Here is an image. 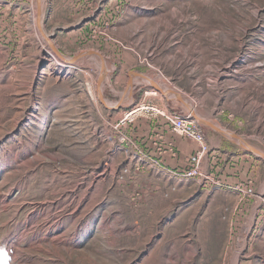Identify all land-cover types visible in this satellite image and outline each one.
I'll list each match as a JSON object with an SVG mask.
<instances>
[{
	"label": "rangeland",
	"instance_id": "rangeland-1",
	"mask_svg": "<svg viewBox=\"0 0 264 264\" xmlns=\"http://www.w3.org/2000/svg\"><path fill=\"white\" fill-rule=\"evenodd\" d=\"M207 1L45 0L59 52H86L65 75L35 1L0 0V264L12 247L28 264H233L249 223L239 264H264V0ZM137 74L163 92L137 79L128 95ZM142 103L168 114L123 125ZM181 116L202 175H176L203 145Z\"/></svg>",
	"mask_w": 264,
	"mask_h": 264
},
{
	"label": "bare ground",
	"instance_id": "bare-ground-1",
	"mask_svg": "<svg viewBox=\"0 0 264 264\" xmlns=\"http://www.w3.org/2000/svg\"><path fill=\"white\" fill-rule=\"evenodd\" d=\"M34 1L35 2H34V5H32L33 6L32 10L34 12V15L36 16V19L34 18L35 19V27H36L35 29L37 30L40 38H42L43 41L46 43L45 46L47 47V53L51 57L50 58L51 65H53V64L59 65L60 66V72L65 73V75H68L70 73V71H72L75 68H79L80 67V59L82 58L83 54H86V52L79 53V54H77V55H75L73 57H67V56L61 54V52H59V50H58V48H57V46H56V44L54 42V39L51 37L50 34H47L45 32V31H47V30H45L46 29L45 28V16H46L45 13H46V10L44 9V7L46 6L45 0H34ZM207 3L210 4V5H214L213 0H209V1H207ZM178 12H179L178 9H175V10L172 11V13H173L172 15H177ZM240 26H241V24H240ZM243 29H246V27H244ZM236 30L240 31V29H238V28ZM230 35H235L233 29H231L229 31V36ZM95 54L98 56L97 53H95ZM106 66H107L106 62L103 60V57L101 56V65H100L101 72L100 73L101 74L104 73V74L102 76H100V78L97 80V82L94 83V91L99 95V97L103 101H104V99H103V97L101 95V92H102V89H103L102 88V82H103L104 78L106 77V75H105ZM235 68H236V66L234 67V65L231 64V63L229 64V66H224V68L221 70V72L219 74L221 79L222 78L226 79V77H227L226 75L228 73H231L232 71L235 72L234 71ZM135 76L136 77H131V79L129 80V83H128V86H127V89H126L128 95H129V93H131L133 91L134 85H135V81H137V79L138 80H143L148 86H153L156 89L162 90V92H163V88H161L160 84L157 81H155V79H153L151 76H145V75L143 76V75H140V74H137ZM152 90L150 89V91L146 92L147 96L150 97V98H151V96L156 95V93L154 92L155 90L154 91H152ZM169 95L174 97V98H176L175 93H173V92L165 94V96H169ZM125 97H126V95H125ZM178 97L181 98V99L183 98L180 95H178ZM183 100H184L185 106L187 107L189 112L193 113L194 116H197L196 115V106L193 105V103H191V102H187L184 98H183ZM126 103H127V101H125L124 99L121 100L122 106H124V107L129 106ZM145 109L146 108H138L137 105H134L130 110L126 111L125 116H127V117L130 116L131 118H136V117H139V116H143L145 114ZM188 115H190V114H188ZM197 117L199 118V116H197ZM185 120L187 121V124H193L192 122L189 121V118H186ZM200 120L204 121L206 119H203V118L200 117ZM208 123H210V122H208ZM216 127H217V129H220L221 131H224L219 126H216ZM226 133L227 134H231V133H228L227 131H226ZM240 141L243 143L242 139H240ZM245 146H246V144H245ZM255 152L259 153L258 151H255ZM262 191H264V186L262 188ZM253 220H254V216H252L250 221L252 222ZM250 227L251 226H250V223H249V225L244 230V233H243L244 234V239L242 238L243 241L238 246V248H237V250H236V252H235V254H234L233 258H232V263L233 264H239L240 263V259L242 258L243 254H244V251H245V248L247 246V243L249 241L247 239V235H248V232H250V229H251ZM27 230H26V232H27ZM26 232H25V234H26ZM21 237L23 239L24 238V234ZM40 247L43 248L42 244L40 245ZM11 250L13 251V252H11L12 255H13L11 264H16V263L17 264H28L30 261L34 260L33 259V255H30L31 257L29 259L24 258L23 256L25 255V252L21 248L12 247Z\"/></svg>",
	"mask_w": 264,
	"mask_h": 264
},
{
	"label": "built area",
	"instance_id": "built-area-1",
	"mask_svg": "<svg viewBox=\"0 0 264 264\" xmlns=\"http://www.w3.org/2000/svg\"><path fill=\"white\" fill-rule=\"evenodd\" d=\"M137 107L138 108H146L145 109V113L149 112L150 110H153L157 114H162V115H167L168 114V111L166 110V108L164 109V108H162V107H160L158 105H152V107H151L150 105L142 103V104H137ZM185 119L186 118L182 117V116L175 118V122H174L175 123V129H177L181 133L187 132L193 139H195V140H197V141H199L200 143L203 144L204 143L203 134L200 131L193 130L194 129L193 126L195 125L194 121L192 122L193 124H187V121ZM133 120L134 119L131 118L130 116H128V117L125 116L124 119L121 121V123L124 125L126 123L132 122ZM191 128H192V130H191ZM205 149H206V147L203 144L198 149L197 153L193 154L191 156V158H189L190 159V169L186 170L188 172L178 173L176 175L177 176H184L186 178H189V177L197 175V174L202 175V173H199V171H198V166L200 164L201 158L203 157V155L205 153Z\"/></svg>",
	"mask_w": 264,
	"mask_h": 264
},
{
	"label": "crops",
	"instance_id": "crops-1",
	"mask_svg": "<svg viewBox=\"0 0 264 264\" xmlns=\"http://www.w3.org/2000/svg\"><path fill=\"white\" fill-rule=\"evenodd\" d=\"M151 141V140H150ZM181 156H182V153H181ZM181 161V160H180ZM180 164H181V162H180ZM164 169H167V168H169V169H175V168H177L178 166H176V165H179V161L177 160V158H175L174 160H172V159H169V158H165V163H164ZM171 171V170H170ZM158 172H160V169H158Z\"/></svg>",
	"mask_w": 264,
	"mask_h": 264
},
{
	"label": "water",
	"instance_id": "water-1",
	"mask_svg": "<svg viewBox=\"0 0 264 264\" xmlns=\"http://www.w3.org/2000/svg\"><path fill=\"white\" fill-rule=\"evenodd\" d=\"M254 149V148H253Z\"/></svg>",
	"mask_w": 264,
	"mask_h": 264
}]
</instances>
